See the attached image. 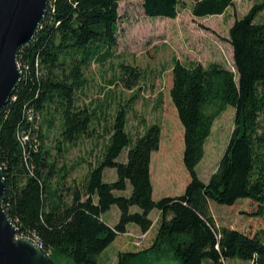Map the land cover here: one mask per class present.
<instances>
[{
    "label": "trees",
    "instance_id": "trees-1",
    "mask_svg": "<svg viewBox=\"0 0 264 264\" xmlns=\"http://www.w3.org/2000/svg\"><path fill=\"white\" fill-rule=\"evenodd\" d=\"M121 1L50 0L36 36L19 51L23 76L0 115L7 213L20 235L36 238L54 260L68 256L73 264H101V254L131 223L147 233L154 225V209L160 211V222L153 244L119 251L117 264H146L151 257L167 254L180 264H223L236 258L264 264V236L219 228L210 207V200L233 205L249 198L257 205L254 216L264 214V22L256 21L264 0L229 30L235 70L218 62L186 64L174 58L170 95L184 127L183 159L190 174L182 194L153 198L151 160L160 147L161 125L153 123L137 136L126 129L140 89L118 104L112 121L104 126L108 139L103 153L89 161L87 173L74 177L72 185L65 183L67 165L57 168L49 147L38 142L45 139L40 118L49 129L54 123L59 127V152L65 142L75 145L91 136L98 111L92 105L80 106L79 97L89 84L87 69L116 56ZM142 1L150 17L176 18L180 11L181 0ZM235 1L194 0L192 13L221 15ZM119 68L117 82L136 90L140 67L121 62ZM212 105L215 109L209 112ZM228 105L235 108V128L218 169L204 182L197 165L216 117ZM125 148L128 159L119 162ZM106 168L116 169V180H104ZM128 183L132 191L124 195ZM113 205L120 218L110 225L102 216Z\"/></svg>",
    "mask_w": 264,
    "mask_h": 264
},
{
    "label": "rangeland",
    "instance_id": "rangeland-1",
    "mask_svg": "<svg viewBox=\"0 0 264 264\" xmlns=\"http://www.w3.org/2000/svg\"><path fill=\"white\" fill-rule=\"evenodd\" d=\"M261 1L237 0L224 14L196 17L192 13L194 0H181L176 18L147 16L142 0L121 1L116 56L103 66L93 64L87 69L89 84L79 97L80 106L92 105V108L98 111L92 124L94 130L91 136H86L75 145L65 142L63 151L59 152V127L54 123L49 129L47 124L39 119L38 124L42 127L45 139L38 138V142L44 147H49L57 168L63 165L69 168L66 185H72L74 177H83L89 169V161L94 162L101 156L108 139L104 128L106 122L112 121L119 103L127 102L140 89L139 98L129 111L126 129L137 136L143 134L153 123L161 125L162 146L154 157V171L159 176L160 162H163L166 168L162 173L167 180L161 181L156 187L154 199L182 194L190 181V174L183 159L184 127L170 95L174 58L186 64L198 61L208 65L218 62L235 70L229 30L236 19L243 17L253 5ZM256 21L264 22V10L259 13ZM121 62L136 65L142 71V78L134 91L117 82ZM214 109L215 106L212 105L208 111ZM234 128L235 108L228 105L216 117L212 133L205 144L204 157L197 165V172L204 182H209L212 174L218 169ZM83 159L86 161H82ZM127 159L128 149L125 148L117 160L126 162ZM77 161L81 162L73 167L72 164ZM116 179V169L106 168L104 180L109 182ZM57 180V175L51 179L53 186ZM128 185L132 187L130 183ZM123 194L127 195L128 190ZM210 207L219 228L227 226L250 234L261 233L264 236V214L254 216L257 205L251 199L241 198L233 205L210 200ZM157 218L155 217V223ZM105 220L110 223L119 222L112 210ZM153 233L154 230L147 236L148 233H137L130 229L125 234L118 235L108 246L105 253L108 258L105 261L101 259V264H117L119 251H137L150 247L153 243ZM54 261L56 264H73L68 256H60ZM146 264H180V260L167 254L160 259L151 257ZM223 264L252 262L236 258L226 260Z\"/></svg>",
    "mask_w": 264,
    "mask_h": 264
},
{
    "label": "water",
    "instance_id": "water-1",
    "mask_svg": "<svg viewBox=\"0 0 264 264\" xmlns=\"http://www.w3.org/2000/svg\"><path fill=\"white\" fill-rule=\"evenodd\" d=\"M50 0H0V115L23 72L19 51L28 46L48 13ZM6 179L0 166V264H56L36 238L20 235L4 207Z\"/></svg>",
    "mask_w": 264,
    "mask_h": 264
},
{
    "label": "crops",
    "instance_id": "crops-1",
    "mask_svg": "<svg viewBox=\"0 0 264 264\" xmlns=\"http://www.w3.org/2000/svg\"><path fill=\"white\" fill-rule=\"evenodd\" d=\"M161 146H162V138H161V142H160V147H159V149L158 150H156V151H154L153 153H152V160H151V179H152V185H153V198H154V194H155V191H156V187L158 186V185H160V182L161 181H163V180H167L166 179V177L163 175V170L166 168V165L163 163V162H160V166H159V170H160V175L159 176H157L156 175V173H155V171H154V157H155V154L161 149ZM188 184V183H187ZM187 186V185H186ZM185 186V187H186ZM128 190V194H130L131 193V191H132V187H129V185H128V188L126 189V191ZM119 193V192H118ZM121 193V192H120ZM125 193V192H124ZM180 195V194H179ZM116 205H113L107 212H105L104 214H103V219L105 220V217H106V215L107 214H109V212H111V210L113 211V214L114 215H116V217H117V221H118V219L120 218V210H119V208L117 207H115ZM133 210H136V207H134L133 208ZM159 215H160V211L158 210V209H154V210H152V212L150 213V217L153 219V221L155 220V217H158L157 219H159ZM106 221V220H105ZM107 222V221H106ZM159 220L157 221V223H155L154 222V225L152 226V228L147 232L148 234H147V236L151 233V232H153V230H154V233H153V242H154V240H155V237H156V234H157V231H158V227H159ZM107 223H109L110 225H115V224H117V222H115V223H110V222H107ZM130 229H132V230H135L137 233H142V231L140 230V228H139V226L138 225H136V224H134V223H131V224H129L128 226H127V230H130ZM116 240V239H115ZM114 240V241H115ZM153 244V243H152ZM107 249H108V247L104 250V252L101 254V256H100V260L102 259V260H106V258H108L107 257V255L105 256V253L107 252Z\"/></svg>",
    "mask_w": 264,
    "mask_h": 264
},
{
    "label": "built area",
    "instance_id": "built-area-1",
    "mask_svg": "<svg viewBox=\"0 0 264 264\" xmlns=\"http://www.w3.org/2000/svg\"><path fill=\"white\" fill-rule=\"evenodd\" d=\"M30 117L32 118V115Z\"/></svg>",
    "mask_w": 264,
    "mask_h": 264
}]
</instances>
